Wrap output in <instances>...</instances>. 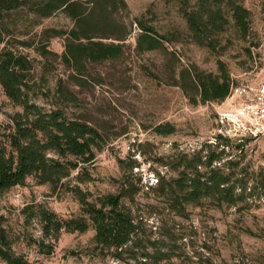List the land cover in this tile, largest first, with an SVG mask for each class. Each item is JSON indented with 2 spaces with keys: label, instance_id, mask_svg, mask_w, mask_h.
Here are the masks:
<instances>
[{
  "label": "rangeland",
  "instance_id": "rangeland-1",
  "mask_svg": "<svg viewBox=\"0 0 264 264\" xmlns=\"http://www.w3.org/2000/svg\"><path fill=\"white\" fill-rule=\"evenodd\" d=\"M83 1L82 8H93L90 0ZM123 1L125 7L110 5L104 11L114 31L103 35L89 30L90 40L70 35L74 21L63 11L39 19L19 10L10 16L16 18L12 25L6 15L0 50L8 47L31 60V101L44 110L54 108L61 81L76 98L61 105L66 116L90 124L103 142L93 162L73 171L64 187L53 191L49 185H37L27 178L23 186L1 195L0 227L12 239L15 252L33 264H125L96 249L91 229L83 234L61 232L55 242L44 238L38 215L40 210H48L61 218L77 216L80 205L67 186L97 196L117 193L120 182L140 178L142 189L131 207L144 219V232H151L153 238L162 232V226L172 232L175 252L181 254L178 264H264V199L241 209L207 204L189 207L188 219H182L163 210L149 189L155 186L157 174L177 176L180 169L165 164L176 168L184 154L206 150L205 144L214 143L218 130L232 139H248L239 168L251 176L264 167V134L253 136L241 130L234 135L241 129L236 108L245 98L202 104L192 87L186 86L185 95L176 85L183 86L182 76L193 68L217 74L219 63L234 86L252 88L261 82L264 21L260 0L239 1L249 12L250 29L245 38L239 36L228 15L224 31L209 39L215 45L213 50L193 42L182 11L185 7L178 0ZM139 24L152 30L149 34L161 42L158 49L137 50ZM81 32L78 29L77 35ZM95 44L118 45L122 51L116 58L99 62L76 53L83 46L98 48ZM68 48L77 57L78 67ZM42 50L47 52L45 56ZM64 52L67 60L62 57ZM16 112L22 108L10 103L0 88L1 143L4 128ZM42 239L44 244H53L51 254L40 253L37 242Z\"/></svg>",
  "mask_w": 264,
  "mask_h": 264
},
{
  "label": "trees",
  "instance_id": "trees-1",
  "mask_svg": "<svg viewBox=\"0 0 264 264\" xmlns=\"http://www.w3.org/2000/svg\"><path fill=\"white\" fill-rule=\"evenodd\" d=\"M90 1L93 8L85 10L82 8L83 0H0V44L4 39L3 21L6 15L12 25L16 18L10 16L19 13V10H26L39 19L63 11L74 21L70 35L76 39L83 37L90 40L93 36L88 31L93 29L103 35L104 31H114L104 11L110 5H115L114 8L125 7L124 1ZM239 1L178 0L185 7L182 11L193 42L200 47L215 49L209 39L224 31L228 15L234 21L239 36L245 38L250 29L249 12ZM260 2L264 21V0ZM139 25L141 32L136 39L137 50L143 53L158 49L161 42L149 34L152 30ZM78 29L82 31L81 35H77ZM114 38L123 40L121 36ZM95 46L98 48L83 46L76 53L99 62L116 58L122 51L118 45ZM46 54L42 50L41 55ZM69 54L78 67L77 57L73 56V52L69 51ZM62 57L67 60L65 52ZM218 65L217 74L193 68L182 76L183 86L176 85L185 95H188L186 86L192 87L202 104L222 103L229 96L234 83L223 65ZM30 69L32 62L27 56L8 47L0 50V88L10 103L22 108V112L10 116V122L3 132L4 142H0V196L14 187L23 186L27 178H33L37 185H49L53 191L64 187L73 171L93 162L103 142L98 130L90 124L66 116L61 105L73 103L76 98L61 81L56 88L54 108L44 110L32 102L28 80ZM213 139L214 143L205 144L206 150L190 156L184 154L176 168L172 163L164 165L180 169L176 177L165 178L157 174L155 186H149L154 197L163 205V210L174 217L188 219V208L202 204L217 209H241L250 202L264 199V167H259L251 176L243 167L239 168L245 157L244 147L248 139H232L221 134H215ZM140 181V178L135 181L126 179L119 183L117 193L97 196L83 192L77 186H67V191L75 196L80 205L79 214L61 218L51 211L40 210L38 217L44 238L55 242L61 232L83 234L91 229L94 231L96 249L125 264H178L181 254L175 252L177 246L172 232L162 226V232L153 238L151 232H144V219L131 207L142 189ZM37 245L41 254L52 253L53 244H44L42 239ZM0 262L33 264L24 255L15 252L12 239L2 227Z\"/></svg>",
  "mask_w": 264,
  "mask_h": 264
},
{
  "label": "built area",
  "instance_id": "built-area-1",
  "mask_svg": "<svg viewBox=\"0 0 264 264\" xmlns=\"http://www.w3.org/2000/svg\"><path fill=\"white\" fill-rule=\"evenodd\" d=\"M236 98H245L246 102L236 108L238 120L241 129L237 130L234 135L244 131L250 135L257 136L264 134V77L255 87L233 86L230 94L226 99L232 100ZM225 99V100H226ZM233 105V103L231 104ZM226 115H224L225 117ZM217 134H222L218 130ZM229 137V136H228Z\"/></svg>",
  "mask_w": 264,
  "mask_h": 264
}]
</instances>
